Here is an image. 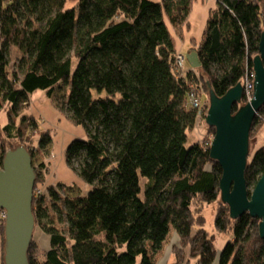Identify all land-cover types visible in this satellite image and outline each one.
Segmentation results:
<instances>
[{
	"label": "trees",
	"instance_id": "16d2710c",
	"mask_svg": "<svg viewBox=\"0 0 264 264\" xmlns=\"http://www.w3.org/2000/svg\"><path fill=\"white\" fill-rule=\"evenodd\" d=\"M192 1L77 0L68 7L67 0H0V110L7 113L0 167L7 150L27 149L34 136L36 145H48L50 133L22 111L37 90L52 98L60 88L68 118L85 132L67 146L66 162L91 187L64 198L65 230L42 220V202H53L57 190L49 186L33 197L34 223L49 234L50 247L41 254L32 233L27 264H156L171 229L179 239L171 264L191 258L195 264H264L259 219L249 213L231 218L220 199L222 170L209 156V138L187 145L188 131L205 118L188 102L191 85L207 91L209 83L221 96L253 80L264 0H215L195 46L200 66L179 74L166 20L182 36ZM12 46L19 53L13 64ZM244 103L243 94L232 113ZM257 112L250 137L264 124V104ZM214 132L207 126L206 133ZM247 158L250 192L264 172V144ZM35 178L34 187L42 181ZM210 202L216 204L214 229L233 236L219 253L214 237L202 228L194 232L191 222V213Z\"/></svg>",
	"mask_w": 264,
	"mask_h": 264
},
{
	"label": "water",
	"instance_id": "95a60500",
	"mask_svg": "<svg viewBox=\"0 0 264 264\" xmlns=\"http://www.w3.org/2000/svg\"><path fill=\"white\" fill-rule=\"evenodd\" d=\"M258 53L253 56V93L235 113L232 107L241 103L244 85L237 82L219 96L208 83V108L205 122L215 129L209 145V156L222 170L219 178L220 199L228 206L233 219L249 213L259 219L258 234L264 239V172L250 192L247 190L245 171L249 155L252 121L264 104V30L260 33ZM184 58L191 67L198 68L196 50ZM32 156L23 145L6 151L0 167V209L7 213L4 220V264H27L26 253L33 236L32 212L35 172Z\"/></svg>",
	"mask_w": 264,
	"mask_h": 264
},
{
	"label": "rangeland",
	"instance_id": "374dc122",
	"mask_svg": "<svg viewBox=\"0 0 264 264\" xmlns=\"http://www.w3.org/2000/svg\"><path fill=\"white\" fill-rule=\"evenodd\" d=\"M152 1L155 2L159 0ZM76 3L77 0H67L66 5L72 7L76 5ZM191 4L188 14L189 16L187 18L188 28H184L182 36L175 35L169 21L166 20V25L169 27L171 34L175 39V48L184 56L188 53L191 47L199 45L202 40V33L206 27V21L210 15L209 13L217 7L215 0H193ZM18 54L19 53L16 52V47L12 46L9 55L11 64L17 61ZM188 66H190V64L185 60L183 69L187 70V68H189ZM198 92L200 93L201 101L205 104V115L209 105L208 92L205 88H200ZM64 97L65 91L60 88L55 89L52 98H47L42 90H37L30 95L28 100L29 105L22 111L23 114H32L38 122V128L45 130L51 135L50 142L44 148L36 145L38 140L37 136L30 138V145L29 143L27 144V149L31 151V165L34 172L36 176H39V178L42 179L41 183H38L35 187L33 186V189L36 191L42 189L44 193L47 190V187L53 186L54 189L57 190L59 196L53 200V202L47 198L43 200L42 220L51 222L53 226L58 227L60 230H65L67 223L65 222L66 210L64 198H75V196L85 195L91 188L89 184L86 182L84 183L79 176H77L76 171L73 172L70 169V166H68L66 162L65 150L67 146L72 139H83L85 137V132L81 126L76 125L68 118L67 110H65V106L61 104ZM58 108L62 109L58 110ZM19 116L20 114L16 115V120H19ZM6 119V111L0 110V127L5 124ZM206 125L205 118L199 119L195 129L188 131L189 139L187 145H191L195 143V141L203 139L204 136H207L211 142L214 134L206 133ZM257 126L258 124L255 127ZM255 127L249 140V154H251L255 148L262 147L264 144V124L259 128ZM10 143L11 146H15L19 143V140H12ZM5 146H8V143L5 142ZM74 165L78 166L76 159ZM215 209V202H210L203 210L198 213L193 212L190 216L193 231L196 232L199 228H202L208 236L212 235L214 237V247L219 253L223 249L222 247L225 243L231 240L233 236L229 232L219 233L214 229L213 221L215 218ZM1 221L4 222V220ZM33 234L42 254L45 249L50 247L49 234H46L40 225H35ZM0 236L3 243L4 235L0 233ZM178 244V235L173 229H171L167 236L166 244L156 258V264H170L169 261L172 263L175 262L173 246L175 247V245L177 246ZM186 250L187 253L188 248ZM216 261L212 264H216ZM189 264H195V260L191 258Z\"/></svg>",
	"mask_w": 264,
	"mask_h": 264
},
{
	"label": "built area",
	"instance_id": "2783aa9c",
	"mask_svg": "<svg viewBox=\"0 0 264 264\" xmlns=\"http://www.w3.org/2000/svg\"><path fill=\"white\" fill-rule=\"evenodd\" d=\"M184 55L181 52H178L175 55L174 58V71L178 72L181 74L182 72H186V70L183 69L184 66ZM253 77V74H252ZM253 79V78H252ZM253 80H248L244 81V95L246 97V101L249 100V98L252 96L253 93ZM197 87L193 84L190 86V89L188 91V102L191 104L193 107L197 108V113L199 114H204L205 113V104L204 102L201 101V96L200 93L196 89ZM34 190V189H33ZM43 193L42 189H38L37 191H33V196L35 198H38L41 194ZM7 213L5 212L4 209H0V220H5Z\"/></svg>",
	"mask_w": 264,
	"mask_h": 264
},
{
	"label": "crops",
	"instance_id": "0c3cea01",
	"mask_svg": "<svg viewBox=\"0 0 264 264\" xmlns=\"http://www.w3.org/2000/svg\"><path fill=\"white\" fill-rule=\"evenodd\" d=\"M192 50H196V48L195 47H191V49L188 51V54L191 53ZM188 67L189 68H187V69H191L192 68L191 66H188ZM3 251H4V247H3L2 239H1V236H0V264H2V262H3V254H4ZM169 262H170V264L172 263L171 261H169ZM167 264H169V263H167Z\"/></svg>",
	"mask_w": 264,
	"mask_h": 264
},
{
	"label": "clouds",
	"instance_id": "9594fccd",
	"mask_svg": "<svg viewBox=\"0 0 264 264\" xmlns=\"http://www.w3.org/2000/svg\"><path fill=\"white\" fill-rule=\"evenodd\" d=\"M192 68H194V67H192ZM192 68H191V69H192ZM187 70H188V69H187Z\"/></svg>",
	"mask_w": 264,
	"mask_h": 264
}]
</instances>
